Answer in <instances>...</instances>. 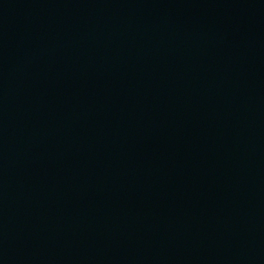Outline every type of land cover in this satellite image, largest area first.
<instances>
[{
	"label": "water",
	"instance_id": "95a60500",
	"mask_svg": "<svg viewBox=\"0 0 264 264\" xmlns=\"http://www.w3.org/2000/svg\"><path fill=\"white\" fill-rule=\"evenodd\" d=\"M0 264H264V0H0Z\"/></svg>",
	"mask_w": 264,
	"mask_h": 264
}]
</instances>
